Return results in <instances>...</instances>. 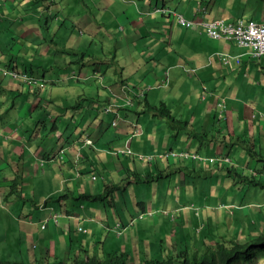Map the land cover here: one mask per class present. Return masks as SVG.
Wrapping results in <instances>:
<instances>
[{
  "label": "crops",
  "instance_id": "1",
  "mask_svg": "<svg viewBox=\"0 0 264 264\" xmlns=\"http://www.w3.org/2000/svg\"><path fill=\"white\" fill-rule=\"evenodd\" d=\"M105 1L108 11L103 23L102 18H88L98 25L102 24L104 33L93 30L87 52L83 53L82 57H72L65 56V53H72L78 46L75 31L82 32L77 30L75 22L70 24L63 17L78 19L80 13L82 16L85 12L97 13L100 9V0H59L61 12L68 14H62L61 26H58L59 31L55 37L52 24L58 13H53V7L50 10L49 6L46 13L41 15L40 4L35 3V0H0V70L11 68L27 71L42 82H46L44 86L29 85L19 78L5 76L0 71V199L3 198L2 191L8 188L5 182L14 179L13 174L22 176L23 183L18 178L20 184L18 182L17 190L21 191L13 197L15 201H9L7 205L10 203L16 205L21 198L20 195L24 199L25 179L34 184L37 182L45 190L44 201L39 206L43 209L44 220H36L33 215L24 219L16 215L14 217L7 215L10 222L26 225L25 229L19 230V238L12 239V245L17 246L16 243L20 242L22 247L24 238L32 229L30 226L38 223L41 229L46 230L43 245L48 248L51 256L58 255L57 248L53 246L55 239H60L65 245L62 257L68 254L71 237L73 243L78 241L85 245L89 243V238L81 239L79 234H89V230H95L96 225L108 232L107 238L110 237L112 245L109 252H118L132 251L131 247L136 249L137 245L140 247L139 243H136V246L132 243L134 241L132 238L135 239L139 231H142L141 237L145 238L148 231H154L153 224L157 225V230L162 234L169 230L173 233L171 225L183 231L184 224L188 225L191 216L197 217L199 225L203 224L201 214L209 220L213 219L214 224H221L224 223V220L220 219H223L225 212H234L232 206L236 204L233 200L240 201L239 197H242L243 192L252 187L245 181L246 183L240 186L243 190L238 191L237 184L233 181L223 182V175L238 177L239 172L249 176L255 175L251 167H256L258 171L261 166H251L252 158L259 156L258 162L264 161V110L259 106L255 109V105L248 103L251 90L255 87V78L260 82L263 79L260 72L263 70L256 60L257 57H251L247 52L248 48L236 45L231 40H212L201 27L188 28L179 24L175 16L170 19L168 14H160L155 11L161 4L159 0ZM162 2L167 3L166 6L174 9L176 13L194 20H213L222 17L232 21L241 16L237 10L236 13L230 11H233L234 0ZM201 7L206 8V11L199 10ZM255 20L264 22L260 18ZM111 24H114L111 34L116 38L113 46L118 50L122 47L123 51L118 52L113 58L90 55L92 46L99 53L103 50L102 45L96 46L97 43L111 44L106 41ZM50 44H54L53 49ZM219 52L242 55L241 62L230 68L222 62ZM74 62L80 63L79 69L75 67ZM179 66L195 68L196 72L189 75L197 76L201 81V98L205 103H209L208 106L204 103L201 107V112L205 114L203 126L211 121L209 113L213 107L219 116L223 113L227 118L226 129L228 128L229 134L232 135L231 140L223 135V129L220 127L216 132L220 133L221 140H212L215 137L209 138L203 131L201 137L212 140L211 143L205 141L210 146L206 147L207 154L227 153L225 149L228 147L233 163L231 168L224 170L227 165L224 162L228 160L221 158L219 159L223 163L207 164L168 158L165 154L173 152L174 146L181 149L188 144L191 147L192 144L200 146L203 143H196L193 138L186 139L185 134L183 138L181 135L179 138H173V134L163 135L156 126L157 121L161 120L155 116L148 118L145 127L143 126L144 130L150 133L149 138L131 140L129 145L139 153L145 155L150 153L159 160L155 159L148 163L139 161L136 157L131 158L130 155L115 153L125 147L127 140L122 138H127L126 134L137 122L127 111L138 103L134 99L132 104L125 105L124 97L129 96L133 100L135 94H140L142 90L148 88L144 96L137 97L142 103L140 107L142 112L145 97L146 101L151 102L147 99L148 91L153 90L154 96L155 89L169 86L172 83V74ZM125 70L132 72L130 77H127ZM167 72L169 80L165 79ZM134 74L136 76L132 77ZM206 78H214L211 86L207 85ZM166 81L168 83H165ZM143 82L148 83L143 86ZM86 85L89 86L84 88ZM117 86L120 87L121 94L116 95L113 89ZM204 86L207 93L203 89ZM223 97L227 106H221ZM249 114L253 118L251 127L244 128L245 138H242L240 132L238 134L235 131V124L241 123L243 119L247 120ZM212 118L213 121L216 120L215 112ZM230 120L232 124H229ZM114 121L115 125L112 124ZM120 123L126 125V131L114 132L113 129H117ZM201 125L200 121L198 128ZM218 141L219 144H216ZM117 159L124 167L119 165ZM55 168L56 175L52 173ZM33 171L39 172L38 179L32 175L27 176ZM126 172H132L135 177L133 182H136L129 184L130 179L124 182V175L123 180L116 183L114 175ZM98 174L105 185L103 194L102 184L88 182L91 181L88 175L95 178ZM188 185L194 188L202 187V197L198 202L193 198L197 192L193 188H187ZM129 189H134V194L128 192ZM65 190L71 198L74 197L72 201L65 202L66 199L61 200L59 196H54ZM116 191L125 192L119 198H115L112 193ZM156 193L160 201L155 199ZM180 193L188 195L180 198ZM77 194L79 195L76 196ZM81 194L112 198L100 200L101 205L94 204L96 211L87 209L81 213L80 211L84 209L81 202L99 201L83 199ZM27 195L31 197L32 192L29 190ZM4 200L0 201V210L5 209L1 204ZM217 208L222 210L219 216L216 213ZM195 209L199 212L198 215ZM143 211L148 215L138 219L137 214ZM149 212L153 214L149 215ZM161 212H166L167 221L164 223ZM212 213L214 215H211ZM244 213L248 215L247 211ZM173 214H176L175 220L171 219ZM51 215H54L53 219L50 218ZM28 218H32V222ZM61 219L65 221L61 223ZM179 220L182 224H179ZM43 224H46L44 228ZM126 230H129L130 234L127 239L124 236ZM98 233L99 230L96 236ZM5 236L8 237L7 232ZM138 237L140 238V234ZM114 240L118 242V247ZM95 243L96 241L91 244ZM105 244L106 242L102 243L100 254L108 253ZM98 248L95 246L91 252L98 251Z\"/></svg>",
  "mask_w": 264,
  "mask_h": 264
},
{
  "label": "rangeland",
  "instance_id": "2",
  "mask_svg": "<svg viewBox=\"0 0 264 264\" xmlns=\"http://www.w3.org/2000/svg\"><path fill=\"white\" fill-rule=\"evenodd\" d=\"M234 1L235 2H232V6L234 8H233V11L230 10L231 13L233 12L236 13V10H237L238 13L241 14V16L247 19L248 18H255V19L260 18L264 21V0H234ZM58 3H59V0H50V1L47 0V1L42 2L40 6V10H42L41 15H44L46 13L45 11L46 9H48L49 6H50V10H51V7H53L54 9L53 13H58L57 17L55 18L52 24L53 37H55L56 32L59 31L58 26H61L62 14H68L66 12H61ZM99 6H100V9L98 10L97 13L95 11H92V13L85 12L83 16L80 13V15L77 16L78 19H75V17H68V16L63 17V19L68 20L70 24L72 22H75L77 25L76 26L77 30H80L82 32V33H79L78 31H75V41L78 46L74 48L72 53L66 52L65 56L82 57V54L86 53L87 49L89 48L90 34L93 32V30L98 31L101 34L104 33L105 29L102 24L98 25V23H94L91 20H88V18L97 17V18H102L101 22L103 23V21L107 17L106 15L108 11L106 1L100 0ZM114 10L117 13V10L116 9ZM59 18L61 19L58 20ZM113 29H114V24L109 25V32L107 33L109 36L106 41L111 42V44L97 43L96 46L102 45L101 47L103 48V50H101V52L99 53L98 50L95 51L92 46V48H90L91 50L90 55L95 54L96 57L104 58L105 56H108L110 58H113L118 54V52L123 51L121 49L122 47H120L118 50V48L116 49L113 46V43L116 41V38H114V36L111 34ZM66 32H68V30H66ZM126 32L128 31L126 30ZM132 42H134V40ZM235 44L239 45L237 42H235ZM50 46L53 49L54 44H50ZM237 57H240V55ZM256 60L259 63L260 67H262L263 72L262 71L260 72L262 73L263 79H262V82H260V80H257V78H255V81H254L255 87L252 88L251 90L248 103H250L251 105H255V109H257L259 106L261 109L264 110V56L257 57ZM108 61H111V60L108 59ZM234 63L235 65H237L236 60H234ZM74 64L77 69L80 68V63L74 62ZM140 69L143 70V67H141ZM125 73L127 77H130L132 72L129 70H125ZM135 76H136L135 74L132 75V77H135ZM205 81L207 85L209 84L211 86V83L214 81V78L213 79L206 78ZM91 82L93 81H90V83ZM200 82L201 81L199 80L197 76H194V77L190 76L188 73L184 71L182 66H179L177 68V71L172 74V83L169 86H162L160 89H155L156 94L154 96H152V93L154 92L153 90L148 91L147 99L152 102L155 101L156 104H159L161 101H164L167 104V106L171 109L172 114L177 119L184 120V121L189 120L194 125V127H196V129H199L198 131H203L204 134L209 135L207 137L211 138L212 136H214L215 138H213L212 140H221L220 133L216 132L219 127L223 129V132H224L223 135L227 136L228 140H231L232 135L229 134L228 128L226 129L227 123L225 122V120L227 118H225V115L223 113H221L219 116L217 112L214 110V107L211 109L212 111L209 113V115H211V121L205 123V126H203L205 122V114L201 112V107L204 105L205 100L201 98V83ZM147 83L148 82H143V86L147 85ZM39 84L46 85V82L44 81L42 84V80L39 79ZM89 85H86L84 88L88 87ZM97 85L98 83H96V88H97ZM113 90L116 95L121 94L120 87L117 86ZM134 99L136 103L140 104V106L137 104L135 107L130 108L128 109V111L127 110L126 111L132 119L136 121L139 120V123L146 125L148 118H152L154 116H152V114L148 112L142 113L141 108H140L142 105L141 101L138 100L137 97H134ZM205 104L208 106L209 103H205ZM214 105H216V101L214 102ZM214 112L216 113L215 121H213V118H212V115L214 114ZM156 118L161 120V121H157L156 126H157L158 131L162 132L163 135L164 134L175 135L178 133L179 125L172 124V122L169 119L164 118V117L160 118L158 116ZM251 120H253V118H251L249 114L247 120L243 119L241 123L236 122L234 129L235 131H237L238 134L240 132V135H241L240 137L245 138L244 128L251 127V123H252ZM200 121L202 122V125L199 126L198 128ZM229 124H232L231 120ZM113 131L114 132L126 131V125L124 123H120L119 127L117 129H113ZM180 135L183 138L182 133H180L179 135H176L177 138H179ZM250 138L251 137L249 136V139ZM124 139L125 138H122V140ZM256 140H258V136ZM216 144H219V141ZM221 148L222 146L220 147V149ZM187 149H190V147H188ZM225 151L227 153L229 152L228 147L227 149H225ZM138 154L139 156H147L148 158H151V159L155 158L150 153L148 155H145L143 153H138ZM165 155L168 158H171L172 160H176L175 158H179L178 155H175L172 152H169ZM257 157L252 158L253 164L251 166L260 165L262 170L264 171V161H262L263 163L262 165L261 162H258ZM117 162L119 163V165L123 166V164L119 161V159H117ZM232 166H233V163L229 162L225 166L224 170H226L227 168H231ZM251 171L257 174L256 167L255 168L251 167ZM56 172H57L56 168L52 170V173L54 175H56ZM131 173L132 172H126V174H122V175L121 173L115 174L114 178H115L116 183L122 181L124 178V175H125L124 182L130 179L128 182L129 184L130 182H132V184L135 183L133 182L135 180V177ZM239 173H243V172H239ZM30 175H32L33 178H37V179L39 178L38 171H33L27 176H30ZM12 177L14 178V174L12 175ZM88 177L91 180L88 182L97 183L98 185L102 184L103 191H101L102 192L101 194H103L105 192V185L103 183L101 176L98 174L96 175L95 178H93V175H88ZM258 178H262L264 181V173L259 174ZM5 181L6 180H2V182H5ZM225 181H233V183L237 184L238 191L243 190L242 188H240V186L244 185L245 181L241 179V177L239 176L236 177V175L232 176L230 174H225L223 175V182ZM24 182H25L24 187H23L24 199L21 197L16 205L13 203H10L7 205V202L15 201L14 198H11L8 201L4 200V202L1 203L5 207V209L0 210V255H1V259L22 260L23 256H26V255H29L31 258L32 255L41 257V255L45 254L46 252L49 253L48 248L46 249V246L44 247L43 245V240L46 237V232H45L46 230L41 229V226L39 223L30 226L32 227V229L31 231L28 232L27 236L24 238L22 247H20L21 246L20 242L16 243L17 246L12 245V239L19 238V234H20L19 230L22 228L25 229L26 225L25 224H14L10 222L9 219L7 218V215L11 217H14L16 215V217L20 219H24V218H27L28 216L33 215L36 220L45 219L43 209L39 207L44 201V197H45L44 191L45 190H43L37 184V182L36 184H34L31 181H29V179H25ZM5 183L8 184L9 189L5 188V190L2 191L3 198H1L0 201L5 199V196L14 197L16 196L17 192H19V190H17V186L11 184L12 183L11 180L6 181ZM119 184L121 185L122 183H119ZM187 188L195 189L197 193L194 194L196 195V197H193V198L195 199L196 202H198V200L202 197L201 195L202 194L201 192L203 191L202 187L194 188L188 185ZM29 190L32 192L31 197L27 195V192ZM9 191H10V195L9 193L6 194V192H9ZM69 191L71 192V190ZM66 192L67 190L61 192L60 194L54 195V196H59V199L61 198V200L66 199L65 202L72 201L74 197L71 198L70 194ZM124 192L125 191H122L119 193L118 191H116L112 193V195L114 194L113 197L119 198L121 194H124ZM128 192L134 194V189H129ZM142 194L144 195V189L142 190ZM78 195L79 194H77L76 196ZM179 195H180V198L182 197L185 198L187 197L188 194L184 193V195H182L180 193ZM108 197L109 199H105L104 201L111 200L112 196H108ZM79 199H82V198H79ZM155 199L157 201H160V198L157 193H156ZM51 200L52 198L49 201ZM239 200L240 201L235 200V199L233 200L234 201L233 203H235L236 205L232 206V210H234L235 213L225 212L223 219H220L219 217L220 220H224V223L214 224L213 219L209 220L207 219V217L205 218L203 217V214H201L200 217L204 220L203 224L199 225V221L197 217L191 216L188 225L184 224L183 231H181L180 229H175V226L171 225V229L174 230V232L170 233V230H169V231H166L164 234H162L161 232L157 230L156 224H153L152 227L154 228V231H151V230L148 231L146 233L145 238L141 237L142 231H139L136 234V238L135 239L132 238V240H134L132 243L135 246L137 245L136 243H139L140 246H142L144 249L146 248L149 256L158 257V256H164V255L167 256L169 253L170 254L173 253L175 251L173 249L174 247L177 248L178 251L187 250L189 255L196 253L197 249H199V254H203L206 251V248L208 246H211V247L216 246L217 241L224 240L228 245H230L232 241L234 240L245 242L247 240L253 239L254 237L258 236L259 233L264 232V189L258 188L256 186L250 187V189H246L243 192L242 197H239ZM81 203L83 204L84 209H82L80 212L84 213V210H87V209L96 211L93 205L94 204L101 205L102 201L100 200L99 201H83ZM24 206H25V209H24ZM244 211H247L248 215H246ZM145 213L147 212H144V211L140 212L139 214H142L140 217H139V214H137L138 218H142L144 215H148V213L147 214ZM195 213L197 215L199 214V212L196 209H195ZM216 213H218L217 216H219L222 214V210L220 208H217ZM150 214H153V213L149 212V215ZM165 214L166 212L164 213L161 212V216L163 217L162 223L167 221L166 219L167 216H165ZM211 215H214V213H212ZM50 218L53 219L54 215L53 216L51 215ZM28 220L32 222L33 219L28 218ZM53 221L55 222V220ZM64 221H65L64 219H61V223H63ZM179 222L182 224L180 220ZM45 225L43 224L42 227L44 228ZM51 225L54 226L53 223H51ZM159 226L160 225H158V227ZM80 229H83V227H80ZM98 230H99V233H98V236H96V233ZM6 232L8 233L7 238L5 236ZM139 234H140V238L138 237ZM79 235L81 239L89 238V243H85L86 249L93 250L95 246L99 247L98 248L99 250L93 253L94 255H103L100 253L102 252L101 245L104 242H106L105 244L106 252L111 253L109 251L112 245H110L111 244L110 237L107 238L108 232L104 231L99 225H96L95 230L90 229L89 234L80 233ZM124 236L126 239L130 237L129 230H126V233L124 234ZM139 239L140 241L138 242ZM69 240L71 241L70 242L71 246H68V249L77 250L80 243L78 241H75L73 243L74 240H72V237ZM94 241H96V243L91 244ZM33 244L36 245L37 247L36 248L32 247ZM114 244L116 245V247L119 246L116 240H114ZM53 246L54 248L56 247L58 250L57 256L59 258L62 257L63 254L65 253V245L61 242V240L55 239V241H53ZM122 247H123V244H122ZM133 250L135 251L136 249L133 248ZM118 252H120V250ZM67 259H68L67 255L63 257V260H67ZM132 264H137V261L134 259V262ZM235 264H264V251H260L259 255L254 259L252 263H248L245 261H239Z\"/></svg>",
  "mask_w": 264,
  "mask_h": 264
},
{
  "label": "trees",
  "instance_id": "3",
  "mask_svg": "<svg viewBox=\"0 0 264 264\" xmlns=\"http://www.w3.org/2000/svg\"><path fill=\"white\" fill-rule=\"evenodd\" d=\"M45 0H35V3H39L41 6L42 2ZM163 0H159V3H161L157 8H155V11L159 12L160 14H168L170 16L169 18L175 16L176 21L184 25L185 27L188 28H197L201 27L205 34H207L205 27L203 25V22H210L215 19H219L222 17L215 18L213 20H194L187 18L184 14L181 13H176L174 9L170 8L169 6H166L167 3L162 2ZM164 5H163V4ZM162 6V7H161ZM203 12L206 11V8L201 7ZM181 14L187 21H194L196 22L195 25H187V23H181L178 19V15ZM237 17H243V16H237ZM236 17V18H237ZM245 18V17H243ZM224 19V18H223ZM247 19V18H245ZM252 20V18H248ZM173 20V19H172ZM255 20V19H253ZM227 21V20H226ZM257 21V20H255ZM258 22V21H257ZM121 26L119 25L118 28ZM207 36L212 39V40H223L222 38L217 39V38H211L208 34ZM227 40V39H224ZM233 41V40H231ZM234 43L236 41H233ZM237 45V44H236ZM184 71L190 75H192L194 72H196V69L193 67H183ZM165 79L169 80L170 76L169 73L167 72L165 74ZM22 80V79H21ZM23 81V80H22ZM24 82V81H23ZM161 80L158 82L160 83ZM165 83H168L166 81ZM157 85V84H156ZM204 91L207 93V88L206 86L203 87ZM221 106H227L226 99L223 97L221 99ZM150 113L152 116L155 117H164L169 119L172 124H177L179 125L178 133L173 135V138L177 137L176 135H179L180 133L185 134V138H193L192 140H196L198 142H202V145L198 144H192L190 149H187L189 147V144L181 149H176L175 146L173 147L172 150L174 151H187V152H193L195 151L202 159L200 158H193V157H179L177 160H181V162H192L194 164H207L210 162V158H217L219 155L215 154H207L206 153V147H209L208 143H211L212 140H205L202 139L201 131H198L196 127L188 120H180L177 119L173 114L171 109L167 106V104L164 101H161L159 104H156L154 102H148L146 101V97L144 99V105H143V110L142 113ZM263 116V115H262ZM145 124L141 123H135L129 133H127L125 140L126 144L125 147L122 149H127L129 152H122V149L115 151V153L120 155L121 153L123 155H130L131 158L135 157L139 161H144L148 163H152L156 158H148L147 156H139V152L134 150V148L129 145V142L131 140H137V138H145L146 140L149 138L150 133L144 130ZM205 141H208L206 143ZM133 145V144H132ZM135 146V145H133ZM195 148V149H194ZM197 148V149H196ZM253 149V148H251ZM250 149V150H251ZM120 153H119V152ZM168 151V150H166ZM163 151V152H166ZM253 151V150H251ZM177 152H175L176 154ZM218 158H221L220 156ZM159 160V159H156ZM259 161V160H258ZM264 173L262 168L258 169L257 174L255 175H246V174H239L238 176L241 177L244 181L247 182L248 185L258 188L264 189V181L262 178H258L259 174ZM18 178H20V182L23 183L22 181V176H14V179H12V185L18 186ZM258 178V179H257ZM19 182V184H20ZM136 182V181H135ZM244 182V183H246ZM21 191V190H20ZM19 191V192H20ZM10 195V191L8 192ZM83 196V199H94V200H104V196H95L94 194H81ZM22 197V195H20ZM13 198V197H11ZM10 197L5 196V200L8 201L11 199ZM80 198V197H78ZM138 205H140L139 202H137ZM200 210L201 208L198 207ZM176 214L172 215V220L176 219ZM179 224H181L179 222ZM36 248V245L32 246ZM132 251H120V252H111V253H102L104 255H94V252H91V250L86 249L85 245L79 244V247L77 250L75 249H68V259L63 260V257L59 258L57 256H51L48 252L45 254L41 255V257H37L36 255H32L31 258L29 255L23 256L22 260H8V259H1L0 255V264H132L134 262V259L137 261V264H235L239 261H245L248 263H252L254 259L259 255L260 251H264V232H261L258 234V236L254 237L253 239L247 240L245 242L239 241V240H234L230 245H228L224 240L217 241L216 246H208L206 248V251L203 254H199V249L196 251V253H193L192 255H189L187 250H181L178 251L177 248H173L175 251L173 253H169L167 256H158V257H151L147 253V249L143 248L142 246L138 247L136 246V250L134 251L133 248H131ZM160 252V251H159ZM3 258V257H2Z\"/></svg>",
  "mask_w": 264,
  "mask_h": 264
},
{
  "label": "built area",
  "instance_id": "4",
  "mask_svg": "<svg viewBox=\"0 0 264 264\" xmlns=\"http://www.w3.org/2000/svg\"><path fill=\"white\" fill-rule=\"evenodd\" d=\"M178 19L181 23H187V25H195L196 22L194 21H187L181 14L178 15ZM203 25L205 27V30L207 34L211 38H217V39H227V40H233L236 41L239 46L248 48V54L251 57H262L264 56V22H257L255 20L245 19L243 17H237L232 21H226L223 18L215 19L210 22H203ZM219 57L222 60V62L229 66L230 68H233L235 66L234 60H236V64H239L241 62V56L237 57L235 55H232L230 53L226 52H219ZM2 74L9 75L13 78H19L22 79L24 82H27L29 84H38L39 78H36L35 76L30 75L26 71H19L17 69H11V68H2L1 69ZM43 84V82H42ZM124 101L130 105L131 98L129 96L124 97ZM112 124H116V121H114ZM90 142V141H89ZM122 152H129L127 150H122ZM175 154V153H173ZM179 157H193V158H200L196 152H187V151H180L176 153ZM221 159H227L223 155H219ZM218 157L210 158V162H216V161H222ZM228 160V159H227Z\"/></svg>",
  "mask_w": 264,
  "mask_h": 264
},
{
  "label": "clouds",
  "instance_id": "5",
  "mask_svg": "<svg viewBox=\"0 0 264 264\" xmlns=\"http://www.w3.org/2000/svg\"><path fill=\"white\" fill-rule=\"evenodd\" d=\"M27 72V71H26ZM147 90H149L148 88H146V89H144V90H142V93H140V94H135V96L134 97H142V96H144L145 94H146V92H147ZM134 101V98H133V100H131V102H133ZM125 105H128L127 103L125 104ZM137 123H139V121H137ZM91 142V141H90ZM122 150H127V149H122ZM195 152V151H194ZM124 153H126V152H124ZM220 155H223V156H225L227 159H228V161L227 162H224V163H231L232 162V158H231V156L229 155V152H228V154L227 153H222V154H220ZM210 163H214V162H210ZM216 163H223V161H216Z\"/></svg>",
  "mask_w": 264,
  "mask_h": 264
},
{
  "label": "bare ground",
  "instance_id": "6",
  "mask_svg": "<svg viewBox=\"0 0 264 264\" xmlns=\"http://www.w3.org/2000/svg\"><path fill=\"white\" fill-rule=\"evenodd\" d=\"M162 7V6H161ZM244 48V47H243ZM32 76H34L33 74H31ZM25 83H27V82H25ZM27 84H29V83H27ZM29 85H31V84H29ZM32 85H39V86H44V85H40L39 83L38 84H32ZM175 152H177L178 153V151H173L172 153H175ZM176 155V154H175ZM153 156V155H152ZM147 214V213H146ZM142 214H139V217L141 216ZM138 217V216H137ZM139 219V218H138ZM135 221V220H134ZM198 251V250H197ZM104 255V254H103Z\"/></svg>",
  "mask_w": 264,
  "mask_h": 264
}]
</instances>
